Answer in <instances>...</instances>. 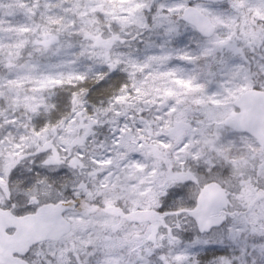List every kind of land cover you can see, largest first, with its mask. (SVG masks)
I'll use <instances>...</instances> for the list:
<instances>
[{
  "label": "snow or ice",
  "instance_id": "1",
  "mask_svg": "<svg viewBox=\"0 0 264 264\" xmlns=\"http://www.w3.org/2000/svg\"><path fill=\"white\" fill-rule=\"evenodd\" d=\"M0 264H264V0H0Z\"/></svg>",
  "mask_w": 264,
  "mask_h": 264
}]
</instances>
